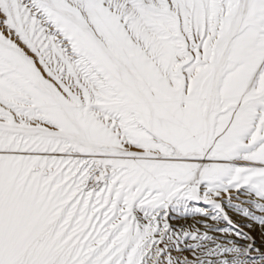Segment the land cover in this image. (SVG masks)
Listing matches in <instances>:
<instances>
[{"label":"snow or ice","instance_id":"snow-or-ice-1","mask_svg":"<svg viewBox=\"0 0 264 264\" xmlns=\"http://www.w3.org/2000/svg\"><path fill=\"white\" fill-rule=\"evenodd\" d=\"M222 196L264 226V0H0V264H264L161 247Z\"/></svg>","mask_w":264,"mask_h":264},{"label":"rangeland","instance_id":"rangeland-1","mask_svg":"<svg viewBox=\"0 0 264 264\" xmlns=\"http://www.w3.org/2000/svg\"><path fill=\"white\" fill-rule=\"evenodd\" d=\"M230 195H232L234 197L232 202H231L233 205H238L239 207H242V208H248L247 204H241L240 203V200H244L245 197L242 196V197H240V200H237V199H235L234 193H230ZM222 201H224V203H222V211L224 212L225 215H227L229 217L230 214H233L234 217L244 218L242 215H239L236 211L229 208V206L227 204V196H222L220 199L215 200L216 203H221ZM189 210H190V212H189ZM197 210H199V211L203 210L207 213L213 212V210L209 206H205L203 203H197V202L189 203L187 206V209H185L183 207L178 208L176 210L169 209V211L167 213V222L169 223L170 228L171 229L174 228L173 226H171L172 221L173 222L178 221L176 219V217H185L184 219H191L193 217L192 216L190 217L188 215H190V213H191L193 216H196L195 213L197 212ZM254 215L261 216L262 218H264V214H262V213H254ZM245 219L246 218H244V220ZM246 221L253 224L254 228H250V225H249V227H247L244 230L241 229V231H243V233H245L246 235L251 237V239L253 241H255V246H263L264 247V233L260 229L261 227H264V226H261V225L255 223L249 219H246ZM193 223H196V222L193 221ZM193 223H191V224H193ZM225 223L226 222H224V223L222 222V224H225ZM229 225H230V228L232 226H234L232 223ZM231 229H234V228L232 227ZM237 229H240V227H238ZM204 231H205V228H203V225L201 223H196V225L193 226L194 234L203 235ZM169 235H172L174 239L176 236L183 237L182 233H180V232L178 233L175 230L173 232H170ZM247 242L249 243V241H247ZM196 243H198V241L191 240L190 235H189L188 239H186V240L182 239L178 245L165 244V245H161V247H165V248L166 247H172L174 249L173 251H171L169 253V255L173 258V260H181L182 261L185 258H187L189 260H194V257L196 256L198 250H196V249L189 250V249H191V246L196 244ZM176 248H178L179 250H175Z\"/></svg>","mask_w":264,"mask_h":264},{"label":"bare ground","instance_id":"bare-ground-1","mask_svg":"<svg viewBox=\"0 0 264 264\" xmlns=\"http://www.w3.org/2000/svg\"><path fill=\"white\" fill-rule=\"evenodd\" d=\"M205 206H208V205H205ZM190 212V210H189ZM201 212H204L207 214V217L204 216V215H195L196 216H193L191 213L190 215L188 216H192L193 218L191 219H184L185 217H176V219L178 220L177 222H173L171 223V226H173V230L177 231L178 233H188L189 235H193L194 232H193V226L196 225V223H201L203 225V228H205V231L203 233V235H208L210 237H212L214 240L216 241H223L224 239H231V240H236L238 244H243L244 246H247L248 245V242L247 241H239L237 237L235 236H228L226 237L225 234L223 232H219V231H213V229H229V230H237L238 227H240V229H238L240 232H243L241 231V229H246L247 227H249L250 225V228H254V225L247 222L246 219L244 220V218L242 217H234L233 214H230L229 216V220L231 221V223L235 226L234 229H231L230 228V225L227 223L225 224H222L223 221H220V220H213L211 219V216L213 214L212 213H207L203 210H201ZM193 213V212H192ZM196 222V223H193ZM193 223V224H191ZM224 223V222H223ZM198 225V224H197ZM229 226V227H228ZM261 231L264 233V227H261L260 228ZM196 232V231H195ZM256 248H261V249H264L263 246H255Z\"/></svg>","mask_w":264,"mask_h":264}]
</instances>
